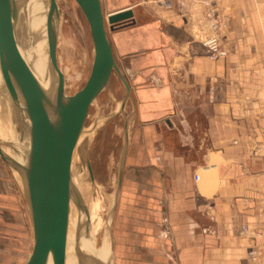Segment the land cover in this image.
Wrapping results in <instances>:
<instances>
[{
    "label": "crops",
    "instance_id": "1",
    "mask_svg": "<svg viewBox=\"0 0 264 264\" xmlns=\"http://www.w3.org/2000/svg\"><path fill=\"white\" fill-rule=\"evenodd\" d=\"M179 1L102 0L105 16L132 11L109 36L132 91L115 264H264L247 255L252 240L264 247V0L220 1L231 17L220 60ZM18 190L0 163V203Z\"/></svg>",
    "mask_w": 264,
    "mask_h": 264
},
{
    "label": "water",
    "instance_id": "2",
    "mask_svg": "<svg viewBox=\"0 0 264 264\" xmlns=\"http://www.w3.org/2000/svg\"><path fill=\"white\" fill-rule=\"evenodd\" d=\"M90 27L93 61L85 84L67 93L57 59V2L49 0L48 67L54 94L47 96L31 72L27 50L13 8V0H0L1 68L21 120L24 147L29 162L17 160L0 139V155L23 182L33 226V241L15 264H65L71 202H77L73 167L87 133L90 107L116 74L125 86L123 102L132 97L131 87L119 67L110 41L107 21L113 27L130 18L131 10L109 15L102 0H75ZM14 78L15 84L9 82ZM90 168V163L88 162ZM83 205V202L81 201ZM79 205V204H78Z\"/></svg>",
    "mask_w": 264,
    "mask_h": 264
},
{
    "label": "rangeland",
    "instance_id": "3",
    "mask_svg": "<svg viewBox=\"0 0 264 264\" xmlns=\"http://www.w3.org/2000/svg\"><path fill=\"white\" fill-rule=\"evenodd\" d=\"M46 2L49 6V0ZM56 2L58 65L63 73L65 89L72 95L89 77L94 55L93 42L89 24L77 2L75 0H56ZM112 26L107 21L109 36ZM115 58L120 67L116 55ZM124 96L125 86L120 78L113 74L107 88L90 107L87 128H90L91 132L84 148V160L87 164L88 162L91 164L94 174L93 180H90L89 175L87 176L88 186L92 190V196L101 204V216L106 224L104 229L111 237L116 211L114 208L112 213L110 209L113 205L114 193L118 188L125 122L129 120L132 111L131 104L127 105L124 113L114 111L117 103L124 100ZM0 163L11 171L1 155ZM3 203H0V264H15L27 253L33 241L29 204L26 194L21 190H18L15 202ZM101 237L103 238L104 235Z\"/></svg>",
    "mask_w": 264,
    "mask_h": 264
},
{
    "label": "bare ground",
    "instance_id": "4",
    "mask_svg": "<svg viewBox=\"0 0 264 264\" xmlns=\"http://www.w3.org/2000/svg\"><path fill=\"white\" fill-rule=\"evenodd\" d=\"M13 8L27 50L25 60L33 75L39 80L43 92L47 96L52 97L55 88L48 67L49 28L47 26V15L49 6L46 0H13ZM107 17L108 16H106V18ZM53 24V26H55L54 21ZM9 82L14 85V78ZM106 88L107 86L104 90ZM130 101L131 99L127 100L126 103H124L123 100L118 102L114 111L124 113ZM90 132L91 129L87 128L86 136L79 148L73 167V179L77 190V202H79V205L74 201L71 202L67 229L65 264H113L115 254H113L112 237L109 232L104 229L106 224L101 216V204L98 199L92 196V190L89 188L87 182L88 175L90 180L94 179L91 164L89 168L84 160V148ZM0 139L6 143L8 151L17 158V160L24 164H28L29 159L24 147L20 115L17 112L16 105L13 102L11 93L4 79L1 68V58ZM11 173L19 189L26 194L20 174L14 169H11ZM117 196L118 190L114 193L113 205L110 209L112 213L115 208ZM109 221H111V219ZM109 221L107 223H109ZM103 235L104 237L102 238L101 236Z\"/></svg>",
    "mask_w": 264,
    "mask_h": 264
},
{
    "label": "built area",
    "instance_id": "5",
    "mask_svg": "<svg viewBox=\"0 0 264 264\" xmlns=\"http://www.w3.org/2000/svg\"><path fill=\"white\" fill-rule=\"evenodd\" d=\"M221 0H180L178 3L188 21V28L195 40L199 41L208 51L211 60L224 59L228 49L224 44V32L230 23V15L222 11ZM199 179V175H196ZM248 230L243 225L241 234ZM248 258L257 263L264 259V247L258 245L256 240L250 242L247 252Z\"/></svg>",
    "mask_w": 264,
    "mask_h": 264
}]
</instances>
